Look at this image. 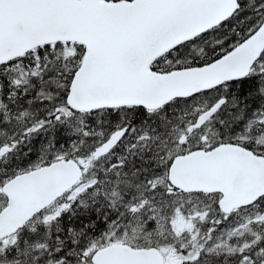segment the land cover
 <instances>
[{
  "label": "snow or ice",
  "instance_id": "1",
  "mask_svg": "<svg viewBox=\"0 0 264 264\" xmlns=\"http://www.w3.org/2000/svg\"><path fill=\"white\" fill-rule=\"evenodd\" d=\"M0 264H264V0H0Z\"/></svg>",
  "mask_w": 264,
  "mask_h": 264
}]
</instances>
